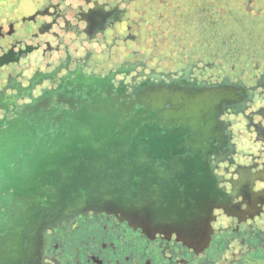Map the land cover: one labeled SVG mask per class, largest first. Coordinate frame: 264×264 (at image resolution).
Listing matches in <instances>:
<instances>
[{"label":"flooded vegetation","instance_id":"obj_1","mask_svg":"<svg viewBox=\"0 0 264 264\" xmlns=\"http://www.w3.org/2000/svg\"><path fill=\"white\" fill-rule=\"evenodd\" d=\"M75 74L237 87L240 104L219 117L208 230L88 213L48 231L43 264H264V0H0V124Z\"/></svg>","mask_w":264,"mask_h":264},{"label":"water","instance_id":"obj_2","mask_svg":"<svg viewBox=\"0 0 264 264\" xmlns=\"http://www.w3.org/2000/svg\"><path fill=\"white\" fill-rule=\"evenodd\" d=\"M238 96L75 74L23 106L0 124V264H43L48 231L88 213L145 234L208 230L211 159L227 153L219 117Z\"/></svg>","mask_w":264,"mask_h":264}]
</instances>
